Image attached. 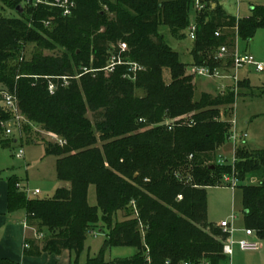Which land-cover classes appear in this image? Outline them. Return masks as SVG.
Masks as SVG:
<instances>
[{
    "label": "trees",
    "instance_id": "trees-1",
    "mask_svg": "<svg viewBox=\"0 0 264 264\" xmlns=\"http://www.w3.org/2000/svg\"><path fill=\"white\" fill-rule=\"evenodd\" d=\"M0 2L17 14L0 18V90L15 93L26 121L21 135L27 143L33 142L31 126L60 140L41 143L45 157L56 158L61 185L50 199L30 200L16 188L18 181L8 182V211L25 210L27 226L42 236L25 241V256L59 257L66 251L77 258L87 235L101 222L107 229L104 249L130 247L136 252L112 262L100 254L85 264H229L223 254L228 235L208 223L206 213V191L220 187L222 175L239 182L246 229L264 239V150H250L242 142L235 148L233 166L217 162V149L231 135L230 123L219 119L220 108L231 110L239 96L228 88L223 94L202 93L196 99V77L187 72L192 66L222 69L214 60L217 49L232 47L235 31L249 41L257 28L264 27L263 7L236 19L219 5L196 13L193 0H96L87 46H80L71 58L67 52L53 58L42 51L70 45L40 41L35 33L50 23L65 34L76 22L72 14L82 13L84 4L79 2L78 12L73 9L70 16L36 4L34 19H29L26 0ZM19 5L22 14L16 12ZM192 16L196 35L193 62L187 66L165 44L158 27H168L180 39ZM77 23L81 25L80 20ZM217 31L220 37H215ZM19 42L37 45L32 61L20 60ZM113 57L121 63L106 70ZM230 65L228 61L226 68ZM74 67L87 73L76 80ZM49 76L58 77L53 94L48 91ZM237 85L249 88L246 81ZM136 89L144 96H135ZM2 104L0 98V121L11 117ZM188 165L191 184L178 176ZM252 178L255 184L245 183ZM90 186L96 191L100 220L87 204ZM119 213L123 219L113 223ZM0 264L13 263L0 259Z\"/></svg>",
    "mask_w": 264,
    "mask_h": 264
},
{
    "label": "rangeland",
    "instance_id": "rangeland-1",
    "mask_svg": "<svg viewBox=\"0 0 264 264\" xmlns=\"http://www.w3.org/2000/svg\"><path fill=\"white\" fill-rule=\"evenodd\" d=\"M70 2L74 5V10H77L76 13L78 12L77 8L79 2L84 4V10L80 14L77 13L76 17L75 13L74 17L72 14L71 17L74 19L72 22H76L68 27L65 34L59 32L57 28L50 23L44 25L43 29L35 33L36 36L38 35L40 37V41L48 40L49 42H53L54 40H58L59 42H64L70 46L56 44L54 50L42 51L43 56L59 58L64 52H67L68 56L71 58L74 53L76 54L79 52L80 46H87L89 40V31H87V29L95 20L98 2H96V0H70ZM218 3L229 16L238 19H243L248 16L251 7L264 8V0H238L237 2L234 0H218ZM24 4L26 5L27 18L34 19L33 9L35 7V0H26ZM0 6L3 8V10H0V18L17 16L15 11L8 9L7 5H2L0 2ZM107 16L111 18L112 14L108 13ZM78 20H80L81 25H78ZM193 24L194 19L192 16L190 25ZM158 33L162 36L169 49L177 54L180 63L187 66L192 64L193 41L189 38L188 28L184 30L180 39L174 37L169 28L163 25L158 27ZM235 33L234 38L236 39L238 37L237 31ZM18 44L20 46V60L28 62L32 61L34 53L37 50V45L33 42H19ZM123 49L124 48L121 50ZM237 49L241 55L248 54L252 56L256 62L264 64V27L257 28L249 41L238 38ZM250 71V73H247L246 69H241L237 72V76L241 81H247L253 88H239L240 86L236 85L234 90L239 98H237L236 103L231 110L220 108L219 119L230 123V134H235L237 136V144H240L238 136L245 134L246 137L242 140L245 146L250 150L257 151L264 150V69L259 73L254 70ZM86 73L87 71L84 69L81 70L77 67H74L73 69V75H75L74 78L76 80H79L80 76ZM163 76L166 82L170 81L169 75L166 72ZM48 79L52 82H57L58 77L49 76ZM197 81H199V83H197L194 93L195 98H198L200 91L215 92L222 86V82L216 78L208 79L196 77L194 82L196 83ZM244 84L245 83H243V85ZM224 91L223 93H225ZM11 94L14 95L15 93L12 92ZM134 94L137 97H142L144 96V91L136 89ZM213 96H215V94H213ZM1 106L6 109L3 104ZM87 117L91 119V114H88ZM188 117L191 118L192 115ZM233 121L235 122L234 125L232 123ZM169 122L171 121H165L164 123ZM9 123H11V121ZM172 123L174 124L175 122L172 121ZM179 125L182 126L184 123L180 122ZM5 128L9 129L11 134L7 135L5 129L0 127V208H5L3 202V199L5 198L4 194L6 195L7 185L11 180L20 182L24 189L40 191V194L37 196L28 195L27 198L30 200L50 199L59 187L55 171L56 158L45 157L44 147L41 143L43 141L60 143V140L52 134L42 132L38 127L31 126L30 137L33 142L27 143L16 125H11L10 127L6 125ZM4 143H7V147H4ZM232 144L233 141L229 139L217 149L216 160H221L219 163L220 165L233 166L235 164L232 157L234 150ZM219 149L221 151H219ZM19 151L23 152V158L17 157ZM218 157H221V159H218ZM191 174L192 171L190 165H188L186 169L179 170L178 172L180 181H183L186 184L192 183ZM228 178L229 176L222 175L219 179L221 186L210 187L206 191L207 221L214 226L221 221L230 223L228 230L230 235L228 236V239L226 238L231 244V255L228 258L229 264H264V239H260L256 232H254L252 239H244L246 224L242 206V192L239 188L231 189L225 185L224 183ZM255 182H257L255 178L245 181V183L249 185H253ZM181 199L182 197L178 196L176 201L180 202ZM87 204L96 210L97 217L100 220L101 214L97 208L96 191L93 186H90L88 189ZM8 212L10 215L9 222L11 221L16 225H7V223L9 224V222H7L8 220L6 221L5 217L0 215V223H4L0 230V251L6 249V245L8 244L11 235L15 236V232L23 228L19 223H24L26 220V212L23 209ZM122 217L123 213H119L113 223L121 221L123 219ZM32 229L35 238L39 237L41 239L42 236H39L37 230L34 228H28V233L33 234ZM93 232L94 233H89L87 235L84 249L77 258L75 255L65 251L60 257H56L59 258V260H56L55 257H39L34 258L33 262L35 264H85L88 259L96 258L100 254H102L105 262H112L118 258L131 257L136 252L134 248L130 247H112L104 249V243L107 239V229L101 222L94 227ZM255 238L259 239L260 243V248L257 251H243L239 248L238 243L240 241L252 242ZM17 245H20L22 248V241L20 244L18 241L16 243V246ZM25 257L28 258V256ZM48 260H52V262H49Z\"/></svg>",
    "mask_w": 264,
    "mask_h": 264
},
{
    "label": "built area",
    "instance_id": "built-area-1",
    "mask_svg": "<svg viewBox=\"0 0 264 264\" xmlns=\"http://www.w3.org/2000/svg\"><path fill=\"white\" fill-rule=\"evenodd\" d=\"M224 1H231V0H224ZM237 1V0H234ZM36 4H44V5H48V6H52V7H56L62 10V14L63 16H70L72 10L74 9V5L69 1V0H54L52 3H47L46 0H35V5ZM210 5L211 7V0H193V10L196 13H201L204 10L207 9V6ZM188 31H189V38L191 41H193L195 39V35H196V25H190L188 27ZM221 36V32L217 31L215 33V37H220ZM124 48L123 50H121L122 52L125 51V46L124 45H120V49ZM214 60L221 63L222 69L219 68H213L211 69L209 66H192L190 68V75L194 76V77H203V78H226V77H230L233 82H234V88L238 83V76H237V72L241 69L244 68H253L255 72H262L264 69V64L258 63L256 62L252 56L248 55V54H240L238 52L237 49V39H235L234 41V45L232 47H228L227 45H221L215 55H214ZM228 61H230V68H226L227 67V63ZM120 59L117 57H113L111 60V64L109 65L108 68H106V70H108L109 68L112 69L116 64H120ZM133 72L136 71V66H133L132 69ZM64 80V78H63ZM233 88V89H234ZM56 89V86L53 82L49 83L48 86V91L50 94H53L54 91ZM0 98L1 101L3 103V105L6 107V110L8 112H10L11 117L8 120H2L0 121V127L5 129V133L7 135L11 134V131L9 129H6L5 126L7 125L8 127H10L11 125H16L21 133V129H22V125L26 123V121L23 119V117H21L18 107H17V102H16V98L13 94L8 93L4 90H0ZM11 121V123H9ZM13 122V123H12ZM233 125L235 124V122H232ZM246 137V135H241L238 136L239 138V143L242 142V140H244ZM229 139H231L233 141L232 146L234 147L233 150V159L234 158V152H235V148L237 147V136L235 134H231ZM24 154L22 151H19V153L17 154L18 158H23ZM191 158V157H190ZM233 160V161H234ZM221 160L217 161L218 163H220ZM225 185H227L228 187H230L231 189H234L237 187L238 185V181L236 180V178L234 176H229V178L225 181L224 183ZM16 188L22 192L26 197H28V195H32V196H37L40 194L39 190H28V189H24L20 183L16 184ZM233 219V217H232ZM229 226L230 223L226 222V221H222L219 224V228L228 236L230 235L229 233ZM245 235L247 237L253 238L254 236V231L252 230H245ZM228 239V237H227ZM226 239V241H224L223 244V254L227 257H229L231 255V244L230 242ZM238 246L241 250L243 251H257L260 248L259 243L257 242V240L255 239L252 242H247V241H240L238 243ZM24 247H26V245H24ZM165 264H170L168 261ZM180 264H192L189 262H182ZM198 264H207L206 262H201Z\"/></svg>",
    "mask_w": 264,
    "mask_h": 264
},
{
    "label": "crops",
    "instance_id": "crops-1",
    "mask_svg": "<svg viewBox=\"0 0 264 264\" xmlns=\"http://www.w3.org/2000/svg\"><path fill=\"white\" fill-rule=\"evenodd\" d=\"M238 1V0H237ZM237 1H235V2H237ZM217 5H219V3H218V0H211V8L210 9H214ZM252 9H253V7H251L250 8V14H251V11H252ZM227 14V13H226ZM250 14L248 15V16H246V17H244V18H248L249 16H250ZM228 15V14H227ZM243 18V19H244ZM194 19V18H193ZM236 19H238V18H236ZM241 19V18H240ZM236 32V31H235ZM236 34V33H235ZM236 39H238V37L236 38ZM235 41V40H234ZM244 69H246L247 70V73L249 72H251L250 70H254L253 68H244ZM188 74H190V69L188 68ZM258 73V72H257ZM197 78H199V77H197ZM208 79H213V78H208ZM216 79H219L221 82H222V86L220 87V88H218L215 92H209V91H200V94H199V96H198V98L200 97V95L202 94V93H207V94H210V95H213V94H215V95H217V94H222L223 93V91L225 90H227L228 88L229 89H233L234 88V82H233V80L229 77H226V78H216ZM194 80H195V78H194ZM238 81H241L239 78H238ZM245 80H242L241 82H244ZM225 82V83H224ZM247 82V81H246ZM194 83V85H195V90H196V87H197V83H199V81H197L196 83L195 82H193ZM248 85H249V88H253L252 86H250V84L248 83ZM224 91V92H225ZM198 98H196V99H198ZM234 107V106H233ZM243 142V141H242ZM219 151H221L220 149H219ZM232 157H233V155H232ZM218 159H221V157H218ZM234 160V159H233ZM235 161V160H234ZM18 183H20V182H18ZM21 185V184H20ZM58 186H61L60 184L58 185ZM237 188V187H236ZM7 193H8V185H7V190H6V195L4 194V196H5V198L3 199V202H4V207L5 208H0V215L2 216L3 215V217H5V220L7 221V222H9V217H10V215H9V212H8V209H7ZM244 213V212H243ZM222 222V221H221ZM220 222V223H221ZM219 223V224H220ZM4 223H0V230L2 229V225H3ZM11 224H14L13 222H9V224L7 223V225H11ZM20 225H22V229L21 230H19V231H17V232H15V236H13V235H11L10 236V238H9V241H8V244L6 245V249L5 250H3V251H0V259L1 260H7V261H10L11 263H13V264H35L34 262H33V259L34 258H32V257H28V258H26L25 257V255H24V253H23V250H24V245H25V241L26 240H28V239H32V238H35V236H34V232H33V229H32V233L33 234H29L28 233V231H27V229L28 228H30L31 229V227H28L27 226V224H26V220L24 221V223H22V222H20L19 223ZM219 224H216L215 225V227H218L219 228ZM14 225H16V224H14ZM19 225V226H20ZM18 226V225H17ZM11 228V227H10ZM246 230H248V229H246ZM92 233H94V232H92ZM14 238V239H13ZM37 238V237H36ZM13 239V240H12ZM244 239H248V240H250V239H252V238H250V237H247L245 234H244ZM256 239V238H255ZM254 239V240H255ZM15 240V241H14ZM254 240H252V241H254ZM257 240V242L259 243V239H256ZM14 241V242H13ZM19 241V244H20V242L22 241V248L20 247V245H17L16 246V243ZM259 245H260V243H259ZM62 255V254H61ZM44 257H55V256H49V255H43V256H41L40 258H44ZM60 257V256H59ZM56 258V257H55ZM229 258V257H228ZM48 259H51V258H48ZM56 260H59V258H56ZM49 262H52V260H48Z\"/></svg>",
    "mask_w": 264,
    "mask_h": 264
},
{
    "label": "water",
    "instance_id": "water-1",
    "mask_svg": "<svg viewBox=\"0 0 264 264\" xmlns=\"http://www.w3.org/2000/svg\"><path fill=\"white\" fill-rule=\"evenodd\" d=\"M16 12H18V13H20V14L23 13V8H22L21 5L17 6V8H16Z\"/></svg>",
    "mask_w": 264,
    "mask_h": 264
}]
</instances>
